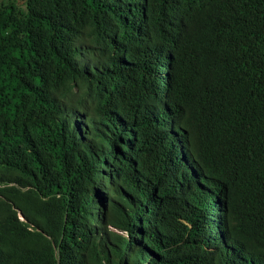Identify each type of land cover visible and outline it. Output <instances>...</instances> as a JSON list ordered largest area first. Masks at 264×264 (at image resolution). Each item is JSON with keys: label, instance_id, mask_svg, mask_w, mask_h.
<instances>
[{"label": "trees", "instance_id": "trees-1", "mask_svg": "<svg viewBox=\"0 0 264 264\" xmlns=\"http://www.w3.org/2000/svg\"><path fill=\"white\" fill-rule=\"evenodd\" d=\"M0 264H264V0H0Z\"/></svg>", "mask_w": 264, "mask_h": 264}, {"label": "bare ground", "instance_id": "bare-ground-1", "mask_svg": "<svg viewBox=\"0 0 264 264\" xmlns=\"http://www.w3.org/2000/svg\"><path fill=\"white\" fill-rule=\"evenodd\" d=\"M224 57V56H223ZM229 67V66H228ZM222 69V68H221ZM223 70V69H222ZM232 77V76H231ZM226 79V77H225ZM228 79V78H227ZM167 99V98H166ZM239 100V99H238ZM245 116V115H244ZM48 119V118H47ZM86 119V118H85ZM180 154V153H179ZM247 167V166H246ZM213 200V199H212ZM227 208V207H226ZM229 208V207H228ZM223 209V208H222ZM220 211V210H219ZM223 213H226V212H223ZM233 229V228H232ZM232 231V230H231Z\"/></svg>", "mask_w": 264, "mask_h": 264}]
</instances>
